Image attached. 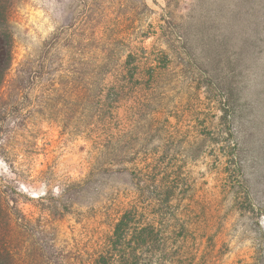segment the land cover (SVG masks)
Listing matches in <instances>:
<instances>
[{"label":"rangeland","instance_id":"rangeland-1","mask_svg":"<svg viewBox=\"0 0 264 264\" xmlns=\"http://www.w3.org/2000/svg\"><path fill=\"white\" fill-rule=\"evenodd\" d=\"M0 8V264H264V0Z\"/></svg>","mask_w":264,"mask_h":264},{"label":"trees","instance_id":"trees-1","mask_svg":"<svg viewBox=\"0 0 264 264\" xmlns=\"http://www.w3.org/2000/svg\"><path fill=\"white\" fill-rule=\"evenodd\" d=\"M7 13L5 12V9L3 10L2 8H0V34L3 35V37H0V85L3 82V78L7 72V70L10 68L11 65V61H12V48H11V40H10V34L9 31L6 29L5 24L7 23ZM125 70V72L131 76L134 79V82L136 83V85L138 84H142L144 83V80L141 79V77H139L141 74V76L145 75L146 73H144V69H140V67H124L121 69ZM157 73V67H150V83L153 84L154 80H155V76ZM152 81V82H151ZM115 83H113L110 87L109 91V97H111L112 94H116V97L114 99V101L116 103H119L122 99H123V92L125 89V84L122 81H114ZM108 97V95H107ZM119 107L117 106H110V109L112 112H115L119 109H117ZM114 134L110 136L111 139L114 138ZM128 215H123L121 216L118 220L115 217L114 221L117 220L116 225H115V231H114V237H113V241L114 243L120 242L121 239H124L128 236V233H126V227L128 223ZM152 225V224H151ZM11 229V228H10ZM148 227H144L140 233L143 234V232H147L148 231ZM130 234V233H129ZM112 240H109V243H107L103 249H102V253H101V257L100 258H95L94 264H116L119 262V260L117 261L114 252L113 254L109 255L110 253L106 254L107 251H110L111 248V244H112ZM7 244V242H6ZM7 251V250H6ZM9 253V251H7ZM111 256V257H110ZM113 256V257H112ZM124 264V263H123Z\"/></svg>","mask_w":264,"mask_h":264}]
</instances>
